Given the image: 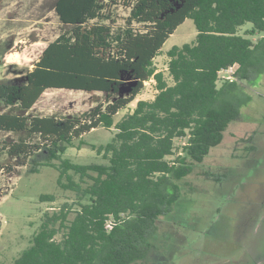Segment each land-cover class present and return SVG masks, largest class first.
<instances>
[{"label":"trees","instance_id":"16d2710c","mask_svg":"<svg viewBox=\"0 0 264 264\" xmlns=\"http://www.w3.org/2000/svg\"><path fill=\"white\" fill-rule=\"evenodd\" d=\"M115 7L127 15L117 17ZM54 11L66 29L42 50L24 84L0 83V132L15 137L1 143L0 170L52 168L56 186L75 200L44 212L10 264H141L154 250L158 219L181 198L178 181L239 117V81L264 64V0H56ZM187 19L194 40L167 50L166 73L158 70L165 42ZM229 68V78H220ZM124 77L134 84L116 98ZM148 82L154 98L137 100L115 122ZM51 89L104 96H93L95 106L80 116L31 115ZM99 127L114 129L110 141L88 144L84 135ZM84 146L104 162L65 157Z\"/></svg>","mask_w":264,"mask_h":264},{"label":"rangeland","instance_id":"374dc122","mask_svg":"<svg viewBox=\"0 0 264 264\" xmlns=\"http://www.w3.org/2000/svg\"><path fill=\"white\" fill-rule=\"evenodd\" d=\"M55 2L0 0V83L24 84L42 50L66 29L55 14ZM113 13L123 17L127 10L115 7ZM196 33L193 22L185 20L165 42L163 54L155 60L157 69L166 73L165 52L193 41ZM231 72L220 73V78H229ZM124 82L116 98L127 96L134 84L128 77ZM238 87L237 101L245 100L239 117L229 125L222 143L178 181L181 198L171 213L158 219L154 250L141 264H251L263 259L264 64L251 79L239 81ZM154 95L152 84L146 83L136 100L115 116V122L133 110L137 100L149 101ZM93 96L104 95L47 90L29 113L80 116L95 106ZM113 133V128L99 127L83 138L98 146L108 143ZM11 139L15 137L0 132V146ZM180 144L176 140V146ZM65 157L80 164L104 162L89 146L68 148ZM57 177V171L49 167L35 174L21 165L11 172L0 170V263L10 264L29 245L44 212L75 200L73 193L56 186ZM42 194L54 195L55 201L40 202Z\"/></svg>","mask_w":264,"mask_h":264},{"label":"flooded vegetation","instance_id":"af4514ba","mask_svg":"<svg viewBox=\"0 0 264 264\" xmlns=\"http://www.w3.org/2000/svg\"><path fill=\"white\" fill-rule=\"evenodd\" d=\"M262 256H263L262 260L254 261L251 264H264V254H262ZM226 264H238V263L235 262V263H226Z\"/></svg>","mask_w":264,"mask_h":264},{"label":"built area","instance_id":"2783aa9c","mask_svg":"<svg viewBox=\"0 0 264 264\" xmlns=\"http://www.w3.org/2000/svg\"><path fill=\"white\" fill-rule=\"evenodd\" d=\"M231 70H233V68H229L228 70L223 71L222 73H225V72H228V71H231ZM231 73H232V72H231Z\"/></svg>","mask_w":264,"mask_h":264}]
</instances>
